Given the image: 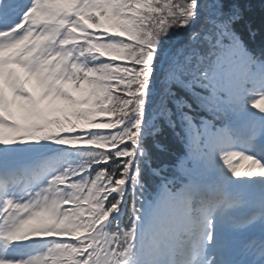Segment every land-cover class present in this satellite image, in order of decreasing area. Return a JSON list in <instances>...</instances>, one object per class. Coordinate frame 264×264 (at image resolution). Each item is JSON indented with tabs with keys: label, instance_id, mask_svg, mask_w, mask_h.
Masks as SVG:
<instances>
[{
	"label": "snow or ice",
	"instance_id": "6c2138e0",
	"mask_svg": "<svg viewBox=\"0 0 264 264\" xmlns=\"http://www.w3.org/2000/svg\"><path fill=\"white\" fill-rule=\"evenodd\" d=\"M262 33L248 0H0V264H264Z\"/></svg>",
	"mask_w": 264,
	"mask_h": 264
},
{
	"label": "trees",
	"instance_id": "16d2710c",
	"mask_svg": "<svg viewBox=\"0 0 264 264\" xmlns=\"http://www.w3.org/2000/svg\"><path fill=\"white\" fill-rule=\"evenodd\" d=\"M248 8L250 12H253L258 15L261 12H264V0H248ZM197 26L198 24L193 25V29ZM170 35L172 34L170 33ZM262 38H264V33H262L256 41L252 42L251 46L257 53H259V51L264 48V44L261 43ZM164 39L168 40V37H165ZM170 46L175 47L176 45L175 43L170 42ZM164 63L166 64V59ZM150 107L151 106H149V111L146 112V115L150 114ZM157 145H159V147H157ZM144 146L147 149L149 156L152 158L153 167H160L163 164H172L184 152L183 146L176 140L172 131L162 122L161 131L155 136H146L144 139ZM143 177L145 184L150 185L152 177L151 172L147 166H145L144 168ZM149 191L150 193H155L156 189L154 186H150ZM45 244L40 248L37 253H42L44 251Z\"/></svg>",
	"mask_w": 264,
	"mask_h": 264
},
{
	"label": "rangeland",
	"instance_id": "374dc122",
	"mask_svg": "<svg viewBox=\"0 0 264 264\" xmlns=\"http://www.w3.org/2000/svg\"><path fill=\"white\" fill-rule=\"evenodd\" d=\"M31 86V85H30ZM32 87V86H31ZM257 110H259V109H257ZM234 127L235 128H239V124L237 123L236 125H234ZM238 163H243L244 164V169H242V170H245V169H247L248 167H250L251 166V161H239ZM240 190H244V191H248V192H251V193H253L254 195H256V196H259L260 195V193H261V189L259 188V186H250V187H241L240 188ZM32 244H33V246H32ZM32 244H29L27 247H26V249H25V246H24V252H22V250L18 247V244L17 245H14L13 247H12V251H13V253L12 254H10V252H9V255H11V256H15V257H20V254L21 253H27L28 251H30V249H32L33 247L34 248H37L38 247V244H36V243H32ZM10 250V251H11Z\"/></svg>",
	"mask_w": 264,
	"mask_h": 264
}]
</instances>
